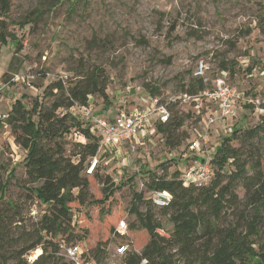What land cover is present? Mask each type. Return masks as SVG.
Instances as JSON below:
<instances>
[{
    "label": "rangeland",
    "instance_id": "rangeland-1",
    "mask_svg": "<svg viewBox=\"0 0 264 264\" xmlns=\"http://www.w3.org/2000/svg\"><path fill=\"white\" fill-rule=\"evenodd\" d=\"M3 23L14 40L6 38V44H0V114L9 112L17 99L26 107H32L35 100L49 103L51 97L42 95L48 83L71 81L82 66L94 64L108 76V100L96 94L89 97L93 113L101 116L143 107L150 100L151 87L163 98L182 93L192 78H199L193 74L199 60L208 66L200 76L205 89L222 79L236 90L234 115L211 125L206 119L215 112L206 101L202 100L200 108L192 100L176 103L173 110L186 116L178 130L184 138L176 147L167 146L162 134L152 127L133 151L125 145L105 153L98 151V175L103 179L108 176L118 187L100 203L101 181L90 184L93 201L77 209V217L72 218L74 227L78 225V232L85 235V248L107 240L106 248L112 253L116 243L130 238L107 236L106 231L108 226L114 229L121 219L126 224L135 219L128 213L133 192H142L147 199L146 183L151 174L169 176L177 170L182 175L204 155L206 145L214 150L213 159L222 138L232 130L238 129L237 135H241L264 120V0H10L8 10L0 11V28ZM220 63H226L229 70L221 71ZM71 113L82 124L78 111ZM6 124L0 127V177L5 183L0 190V221L4 220L9 245L19 249L30 242L23 240V233L31 231L34 224L36 230L49 207L30 191L36 184L27 182L24 150ZM263 139L261 132L259 139H254L257 147L262 146ZM57 141L65 156L76 162L73 146L86 140L72 129ZM239 144L238 139L230 142L233 147ZM242 148L257 157L253 156L256 150L246 145ZM226 168L231 169L229 165ZM236 192L240 197L244 194L241 187ZM155 214L161 226L169 230L168 217L156 207ZM60 239L58 235L52 240ZM13 248L1 252L12 257ZM58 249L59 259L54 264H68L61 247ZM41 252L38 245L22 257L32 262Z\"/></svg>",
    "mask_w": 264,
    "mask_h": 264
},
{
    "label": "trees",
    "instance_id": "trees-1",
    "mask_svg": "<svg viewBox=\"0 0 264 264\" xmlns=\"http://www.w3.org/2000/svg\"><path fill=\"white\" fill-rule=\"evenodd\" d=\"M9 2L0 0L1 12L8 10ZM6 38L12 40L14 37L5 31L3 23L0 44H6ZM227 66L220 63L219 68L221 71L229 70ZM107 84L108 76L102 67L95 64L82 66L73 80L63 82L56 79L46 85L42 95L51 97L49 103L35 100L32 107H26L17 99L6 119L0 120V127H6V123L12 127L15 142L24 150L22 163L27 182L36 184L30 191L49 207L37 222V229L34 224L31 231L23 233V240L30 242L19 249L13 248L17 245H9L4 233V220L0 221V264H8L9 261L12 264H54L59 259L56 254L62 242H79L83 247L85 235L78 232V225L74 227L72 218L77 216V209L93 201L90 184L93 180L101 181L102 199L97 201L100 203H104L118 185L114 186L108 176L100 177L96 170L92 175L85 173V164L98 153V138L88 127L80 124L71 111L77 106L88 105L89 97L95 94L108 100ZM204 89L201 77L192 78L182 93L196 94ZM156 90L151 87L149 92L156 95ZM176 106V103H170L167 121L155 125L165 144L172 148L180 145L184 138L183 132L178 130L186 116L173 110ZM59 109L64 112L57 113ZM72 129L86 140L77 141L73 146L72 154L78 156L76 162L65 156V150L57 141ZM237 130L222 138L206 183L184 184L177 170L169 176L151 174L146 183L147 190H164L171 196L167 205L158 208L160 214L168 217L169 230L157 220L150 199H144L142 192H133L128 213L135 219L127 224L124 234L117 233L116 226L114 229L108 226L106 231L107 236H130L125 238L127 250L121 256L120 264H264V139L261 147H257L254 140L259 139L261 132L264 133V120L242 131L241 135H237ZM233 139L239 140V146L230 145ZM53 140L56 141L50 144L49 141ZM244 145L256 150L253 156L257 157H252L251 150L246 154L242 148ZM226 165L231 169L228 170ZM1 179L0 190L5 185ZM237 187L244 190L242 197L236 192ZM74 189L77 190L75 193ZM141 206L144 210L140 209ZM8 208L13 209L11 206ZM14 214L18 213L14 211ZM160 228L167 235L159 234L157 230ZM58 235L60 241H53ZM107 243V240L97 241L90 249H83L87 256L101 262L109 256ZM38 245L42 247L41 254L27 262L22 256ZM9 246L13 248L12 257L1 252ZM47 249L50 251L45 254Z\"/></svg>",
    "mask_w": 264,
    "mask_h": 264
},
{
    "label": "built area",
    "instance_id": "built-area-1",
    "mask_svg": "<svg viewBox=\"0 0 264 264\" xmlns=\"http://www.w3.org/2000/svg\"><path fill=\"white\" fill-rule=\"evenodd\" d=\"M207 69L206 63L199 60L194 67L193 74L196 77H200ZM236 97L234 87L225 83L222 79H217L214 87L204 89L199 93H180L166 98L158 94L150 95L148 104L143 107H133L129 111L119 109L109 116L94 114L91 103L86 106H77L76 110L81 117L82 125L88 127L97 136L98 151L101 150L105 153L123 145L133 151L139 139L146 134L148 128L155 127L157 122L167 121L169 116L168 105L170 103H183L192 100L194 106L200 108L202 100L206 101L211 108H214L213 111L215 112L214 114L209 113L206 119L207 125H211L218 119L225 120L234 115ZM248 102L254 103L252 100ZM6 117V112L0 114V120H4ZM203 139V143L206 144L204 137ZM213 152L214 150L209 149L206 145L204 155H201L198 160L196 159L194 165L181 175L184 184L189 182L201 184L206 183L210 179ZM99 162L97 154L89 158L85 164V173L92 175L99 166ZM170 197V194L164 190H148V198L156 208L167 205ZM126 227L125 220L121 219L116 225L115 231L124 234ZM157 231L161 235H167L166 231L161 228ZM60 247L62 255L69 264H120L121 256L127 250L125 242H118L115 244L113 252L109 253V256L104 261L97 262L87 256L79 242H62Z\"/></svg>",
    "mask_w": 264,
    "mask_h": 264
},
{
    "label": "crops",
    "instance_id": "crops-1",
    "mask_svg": "<svg viewBox=\"0 0 264 264\" xmlns=\"http://www.w3.org/2000/svg\"><path fill=\"white\" fill-rule=\"evenodd\" d=\"M12 40H14V39H12ZM2 86V85H1ZM119 110V109H118ZM113 112V111H112ZM112 113H109V112H106L105 113V116H109V115H111ZM198 160V159H197Z\"/></svg>",
    "mask_w": 264,
    "mask_h": 264
}]
</instances>
